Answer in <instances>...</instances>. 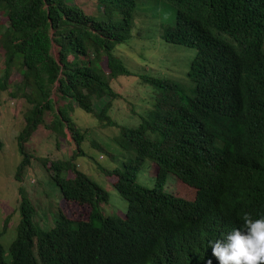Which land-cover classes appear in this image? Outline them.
I'll use <instances>...</instances> for the list:
<instances>
[{
    "label": "trees",
    "instance_id": "16d2710c",
    "mask_svg": "<svg viewBox=\"0 0 264 264\" xmlns=\"http://www.w3.org/2000/svg\"><path fill=\"white\" fill-rule=\"evenodd\" d=\"M94 1L99 17L65 0H0L6 19L0 22V92L13 87L9 95L28 103L15 178L30 164L24 143L39 126L56 137H65L66 129L76 144L72 157L50 166L39 160L64 203L87 206L84 217L73 219L60 205L54 226L45 230L18 188L17 235L9 260L0 242V264H219L209 241L234 228L246 233L245 213L264 216V0H151L175 10L160 38L196 51L187 71L193 87L186 91L193 94L174 80L141 76L159 93L140 123L121 125L114 138L126 159L103 170L115 176L111 185L127 210L109 216L100 209L108 192L72 161L88 154L71 113L76 105L116 124L107 114L118 97L110 80L130 71L115 48L131 36L137 0ZM13 70L21 75L15 84L9 82ZM92 147L115 159L113 149ZM146 162L156 166L152 187L137 181ZM68 169L72 178L63 174ZM170 174L194 190L193 199L164 191Z\"/></svg>",
    "mask_w": 264,
    "mask_h": 264
},
{
    "label": "rangeland",
    "instance_id": "374dc122",
    "mask_svg": "<svg viewBox=\"0 0 264 264\" xmlns=\"http://www.w3.org/2000/svg\"><path fill=\"white\" fill-rule=\"evenodd\" d=\"M73 5H80L86 14L95 17L100 16L96 10L94 0H65ZM175 10L172 6L146 0H137L134 12V22L131 28L130 38L116 45L115 54L130 71L129 75H120L110 80L112 88L118 97L112 100V105L107 114L116 124H107L106 119L95 118L76 105L71 117L84 135L81 148L88 154L78 155L72 159L76 167L96 181L109 194L107 203L101 204V212L105 216L113 215L127 210V201L112 187L115 176L106 175L103 167L113 169L121 166V160L126 159L119 153L121 149L114 142L115 136L119 134L121 125L134 127L141 121V116L153 107L158 91L153 86L144 83L141 76L171 79L180 83L185 91L187 87H193L187 76L190 62L195 56V49L182 45L164 42L160 35L164 28L173 24ZM106 19L102 13L101 20ZM6 19L0 15V22ZM264 51V41H263ZM56 54V47L52 48ZM105 69V59L102 61ZM4 67L3 57L0 55V75ZM21 75L13 70L9 82L18 83ZM13 87H8L0 92V231L4 233L0 242L5 249V257L8 256V247L17 235V225L20 220L19 202L21 194L18 188H22L35 207V221L45 230L54 225L55 213L61 205V209L67 216L76 219L84 217L86 205L76 203H64L61 193L54 181L49 177L47 171L39 159H46L47 166L51 160L70 159L76 152V144L71 138L68 130L64 129L66 136L56 137V134L44 126H39L24 143L27 153H30V164L24 168L21 180L17 181L15 175L18 165L23 160V153L19 149L17 136L24 125L23 114L28 108V103L20 97H11L9 92ZM192 91H186L191 96ZM54 99L57 97L54 95ZM63 104L59 101L55 107ZM101 106L97 108L100 110ZM52 113L45 115L46 123L52 120ZM92 143L113 149L115 159H110ZM115 148V149H114ZM156 166L148 162L144 163L137 174V181L145 187H152ZM66 178H72L74 172L71 169L63 171ZM181 186V189L179 188ZM165 192L177 194L186 199L194 198V190L181 184L173 175H168L164 188Z\"/></svg>",
    "mask_w": 264,
    "mask_h": 264
},
{
    "label": "clouds",
    "instance_id": "9594fccd",
    "mask_svg": "<svg viewBox=\"0 0 264 264\" xmlns=\"http://www.w3.org/2000/svg\"><path fill=\"white\" fill-rule=\"evenodd\" d=\"M242 220L246 233L234 228L223 240L209 241L219 264H264V216L253 219L245 213Z\"/></svg>",
    "mask_w": 264,
    "mask_h": 264
}]
</instances>
